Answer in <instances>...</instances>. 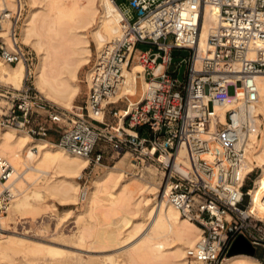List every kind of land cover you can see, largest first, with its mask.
Wrapping results in <instances>:
<instances>
[{
	"label": "built area",
	"instance_id": "obj_1",
	"mask_svg": "<svg viewBox=\"0 0 264 264\" xmlns=\"http://www.w3.org/2000/svg\"><path fill=\"white\" fill-rule=\"evenodd\" d=\"M113 1L120 32L95 53L84 102L68 108L46 98L29 67L20 87L0 80V98L5 99L0 123L33 136L53 135V141L88 156L90 171L126 153L134 163L157 162L163 194L201 227L186 253L204 264H218L237 235L264 245V217L243 203L250 187L245 156L251 108L259 97L257 74L264 71V0ZM25 3L0 4V55L30 66L31 51L20 38ZM207 4L218 5L219 19L208 45L201 47ZM140 41L150 44L143 48ZM180 48L188 52L176 54ZM137 62L144 65L147 81L134 96L136 104L130 107L127 92L110 99L125 82L124 69ZM231 82L240 93L227 91ZM119 99L123 105L116 104ZM231 99L234 103L222 115L221 106ZM182 147L185 160L179 158ZM13 170L0 153V217L16 193Z\"/></svg>",
	"mask_w": 264,
	"mask_h": 264
},
{
	"label": "bare ground",
	"instance_id": "obj_2",
	"mask_svg": "<svg viewBox=\"0 0 264 264\" xmlns=\"http://www.w3.org/2000/svg\"><path fill=\"white\" fill-rule=\"evenodd\" d=\"M2 1L0 0V4ZM6 1L8 4L12 3V0ZM39 1L28 0L30 8L26 13L24 12L20 23L22 41L30 44L37 51L39 59L34 65L32 62L29 66L23 59L10 62L0 55V80L4 84L20 87L30 67L34 83L41 93L46 98L64 107H69L79 90L76 82L79 68L90 60L92 51L86 30L91 29V37L97 45L96 52H99L106 41L120 32V12L113 0H43L44 11L40 13L37 5ZM96 1L98 5H101L102 11H99ZM218 19V5L207 4L199 38L201 47L208 45V35ZM143 69L144 65L140 62L134 63L131 68H125L124 84L117 89L116 93L110 94V97L124 92L134 93L136 78H140L144 86L147 79L144 78ZM257 80L259 97L254 107L251 108V130L245 156V168L250 172L255 162L264 165V71L257 74ZM136 101H132L130 107L135 105ZM233 103L234 99H231L222 105L221 114L223 115L226 107ZM96 115L100 117L101 113ZM7 124L10 123L4 124L6 125L4 127L0 126V153L4 154L13 165L12 175L16 184V193L8 207V214L5 215L7 213L5 212L2 215L5 216H1L4 222L0 217V226L5 222L10 224L16 220L25 207L31 203L32 194L39 197L41 193L39 188L28 190L30 182L24 176L28 168L37 171L38 179L44 182L48 178L46 173L50 168L53 167L57 172H62L60 180L49 179L44 185V190H52L59 195L61 200L65 201L76 197L78 186L76 177L89 162L88 156L75 153L57 141L53 143L50 139H45L46 137H30L31 134L25 129H18L14 125ZM257 132H261V137L258 139ZM256 144H258L257 147ZM28 152L38 155L32 166L26 164L25 158ZM248 152L251 153L248 154ZM184 155L185 149L182 147L179 151V158L185 160ZM157 181L158 185H155L139 177H124L122 169L116 163L106 164L105 168L93 177L88 193L89 187L86 190L85 210L88 211L92 207L95 200L100 197L99 192L101 191H104L101 195L103 198L120 201L122 205L129 208V212L133 214L132 217L127 216L125 221L122 219V223H114L110 228L102 231L101 246L118 248L132 245V247L123 249L118 254L114 253V259L111 253L106 255L107 258H84L79 254L74 264H204L203 261L189 257L186 253L187 246L200 236V225L180 212L179 208L163 194L160 186L161 179L157 177ZM128 183H133L142 192L148 190L154 195L144 201L141 192L133 198L134 194L125 191ZM116 185L120 188L121 195L110 190ZM131 185L130 188H132ZM137 188L133 189L137 190ZM121 189L124 192L120 191ZM248 191L250 197L247 210L264 217V167H261V171L254 176V184L249 187ZM132 198L134 202L131 201V203ZM83 213V210L76 213L77 228L72 232L79 241L84 240L92 226L88 220L83 218ZM128 222L130 225L127 226ZM139 230H143L140 233L142 234L140 239L133 241ZM10 235L7 234L6 238L0 240V256L8 254ZM97 241L96 239L95 242ZM235 243L244 244V241L238 240L236 236L230 249ZM218 264L263 263L254 256L231 252Z\"/></svg>",
	"mask_w": 264,
	"mask_h": 264
},
{
	"label": "rangeland",
	"instance_id": "obj_3",
	"mask_svg": "<svg viewBox=\"0 0 264 264\" xmlns=\"http://www.w3.org/2000/svg\"><path fill=\"white\" fill-rule=\"evenodd\" d=\"M82 1V0H81ZM25 13L30 8L28 0H25ZM99 11H102V7L98 1H96ZM44 1L40 0L38 2L39 12L42 13L44 10ZM86 34L90 38L91 43V55L90 60L86 63H83L78 71V78L76 82L79 85V90L76 96L74 97L71 105L68 108H73V106H77L84 102L85 94L87 91V79L86 74L88 68L92 62V59L95 56L97 51V45L92 39L91 29L86 30ZM21 38V36H20ZM22 40V39H21ZM25 48H28L31 51L33 64L36 63L39 59L37 51L28 43L21 42ZM150 43L145 41H140L138 45L140 47H147ZM174 52L176 54H184L188 52L186 48L175 49ZM14 64V63H12ZM33 79V75L31 76ZM135 91L132 93L131 102L135 101L134 96L140 91L143 87L140 78L135 79ZM227 91L232 93H240L234 83H229L227 85ZM123 94V93H121ZM120 94H115L111 96V99H116ZM129 96L130 93H129ZM5 99L0 98V103H4ZM124 100H118L116 104L123 105ZM60 105V104H59ZM111 116V115H110ZM5 123H0L1 127H4ZM13 125V124H7ZM16 126V125H14ZM18 129H23L21 127L16 126ZM30 137H36L30 135ZM261 137V132H257V139ZM47 139V138H45ZM50 141L54 142V136L51 135L49 137ZM47 139V140H49ZM256 147L258 144L255 145ZM248 150V149H247ZM251 151V150H249ZM251 152H248L250 154ZM38 155L36 153L26 154V164L32 166L35 164V158ZM89 161V160H88ZM134 158L130 153H126L123 156H116L111 161H105V164H96L91 165L92 170L90 171V165L88 167H84L81 173L76 177L78 181V186L76 190V197L71 198L70 200H61L59 195L54 193L52 190H44V185L47 183L49 179L52 181H58L62 177V172H57L55 168H50L46 173L48 177L47 180L41 181L38 179V172L32 168H28L24 176L27 178L28 182V190L32 188H39L41 193L39 197H36L33 193L31 196V203L25 207V209L19 214L16 220L7 224L6 222L0 226V240L6 238L7 234L10 235V244L7 247V255L0 256V264H74L76 258L79 254L83 255L84 258L89 257H100L107 258L106 255L111 253L112 259H114L115 254H118L121 250L131 248L132 245L113 248V247H104L101 246L102 242V231H105L107 228H110L114 223H122V219L125 221L127 216H131L129 212V208H126L120 201L111 200L110 198H103L104 191L99 192L100 197L95 200V203L92 207L87 211L86 208V196H82L81 189L88 188V191L92 185V179L95 177L100 171L105 168L106 164H117L122 169V173L124 177H139L141 179L147 180L150 184L158 185L157 177L160 180L161 170L160 168H156L157 162L144 160L142 163H133ZM88 164V162H87ZM86 164V165H87ZM254 168L249 172L246 182L248 186L253 184L252 179L254 176L261 171V167L264 165L255 162ZM25 167V164H24ZM21 171V169H19ZM56 171V172H55ZM256 178V177H255ZM133 183H128L125 186V191L129 194H134L133 198L140 195L142 192L141 189H138ZM0 181V188H1ZM16 185V184H15ZM90 185V186H89ZM130 185L132 188H130ZM129 187V188H128ZM137 188L133 189V188ZM118 185L111 188V191L118 192V195H121L122 192H119ZM133 191H132V190ZM130 190V192H129ZM120 191H123L121 189ZM124 192V191H123ZM86 193V194H87ZM121 193V194H120ZM152 192H148L145 190L142 192V196L145 199L153 196ZM132 196V195H131ZM250 194L247 193L244 195L243 203L244 205L248 203ZM100 198V199H99ZM132 198L131 201L134 202ZM146 199V200H147ZM118 202V204L115 203ZM132 203V202H131ZM144 203V202H143ZM121 204V205H119ZM118 206V207H117ZM121 206V207H119ZM126 209H125V208ZM122 209L123 211H121ZM83 210L84 219L88 220L92 226L91 231L88 235L85 236L83 241H79L72 232L77 228V221H75V215L77 212ZM127 213H126V212ZM126 213V214H125ZM8 214V211L5 215ZM4 215V216H5ZM2 216V217H4ZM2 222H4V218H2ZM196 223V222H195ZM197 224V223H196ZM130 225L129 222L127 226ZM143 230H139L133 241H138L139 237L142 235ZM253 233L257 234V231L253 230ZM238 240H243L244 244L235 243L232 246L230 251L237 253H244L251 256L256 257L257 255H261V251L264 252V245L261 243H252L245 235H237ZM8 239V238H7ZM96 239L98 240L97 242ZM251 244V245H250ZM250 247H249V246ZM241 247V248H240ZM248 247V248H246ZM115 253V254H114ZM258 257V256H257Z\"/></svg>",
	"mask_w": 264,
	"mask_h": 264
},
{
	"label": "water",
	"instance_id": "obj_4",
	"mask_svg": "<svg viewBox=\"0 0 264 264\" xmlns=\"http://www.w3.org/2000/svg\"><path fill=\"white\" fill-rule=\"evenodd\" d=\"M178 58H180L179 56H173V60H176V59H178ZM184 66H185V64L184 63H181V65H180V67H179V70H178V76L181 78L182 77V72H183V69H184ZM231 250V249H230ZM231 252H233V251H229V253H231Z\"/></svg>",
	"mask_w": 264,
	"mask_h": 264
},
{
	"label": "crops",
	"instance_id": "obj_5",
	"mask_svg": "<svg viewBox=\"0 0 264 264\" xmlns=\"http://www.w3.org/2000/svg\"><path fill=\"white\" fill-rule=\"evenodd\" d=\"M256 258L259 259L264 264V252L261 251V255H259L258 257L256 256Z\"/></svg>",
	"mask_w": 264,
	"mask_h": 264
},
{
	"label": "trees",
	"instance_id": "obj_6",
	"mask_svg": "<svg viewBox=\"0 0 264 264\" xmlns=\"http://www.w3.org/2000/svg\"><path fill=\"white\" fill-rule=\"evenodd\" d=\"M257 256H259V255H257Z\"/></svg>",
	"mask_w": 264,
	"mask_h": 264
}]
</instances>
